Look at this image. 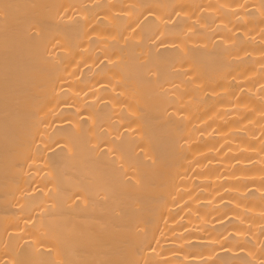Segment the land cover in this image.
<instances>
[{"label": "bare ground", "instance_id": "obj_1", "mask_svg": "<svg viewBox=\"0 0 264 264\" xmlns=\"http://www.w3.org/2000/svg\"><path fill=\"white\" fill-rule=\"evenodd\" d=\"M0 264H264V0H0Z\"/></svg>", "mask_w": 264, "mask_h": 264}]
</instances>
